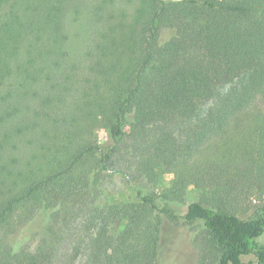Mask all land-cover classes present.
Here are the masks:
<instances>
[{"label": "trees", "instance_id": "16d2710c", "mask_svg": "<svg viewBox=\"0 0 264 264\" xmlns=\"http://www.w3.org/2000/svg\"><path fill=\"white\" fill-rule=\"evenodd\" d=\"M116 3L0 0V264L51 263L44 241L30 243L35 232L11 234L40 218L49 231L69 201L119 225L95 232L88 264H161L162 215L202 222L216 264H264V202L241 216L221 198L192 201L181 214L172 199L139 186L121 200L101 187L105 175L121 172L115 153L127 124L141 130L193 115L214 97L217 105L199 117V133L182 148L218 136L235 140L233 157L262 178L264 0H138L131 18L115 16ZM85 4L96 36L76 55L67 19ZM192 46L197 53H189ZM96 127L108 130L109 142L98 141ZM20 141L22 150L31 148L22 162L13 156Z\"/></svg>", "mask_w": 264, "mask_h": 264}, {"label": "rangeland", "instance_id": "374dc122", "mask_svg": "<svg viewBox=\"0 0 264 264\" xmlns=\"http://www.w3.org/2000/svg\"><path fill=\"white\" fill-rule=\"evenodd\" d=\"M93 1L96 0H88ZM137 3L138 0H117V6L112 10L115 16L121 14L131 18ZM84 7V12L71 13L67 19L70 36L68 41L76 55L83 50L86 52L96 36V26L90 23L87 5ZM110 14L113 13L108 11L105 17L110 18ZM189 51L197 53L198 49L192 46ZM75 58L77 62L83 61L81 56ZM83 80L80 78L73 86L78 94ZM228 86L229 84L222 85L219 91H224ZM215 99L214 97L199 102L193 115L177 114L167 120L152 122L141 130L133 129L127 124L126 135L115 153L114 166L120 168L121 172L104 176L101 187L106 189V194L121 200L132 194L134 186H139L147 192L172 199L176 203L177 212L181 214L185 213L187 205L192 201L213 202L221 198L227 205H235L241 216H246L255 205L264 202V175L259 178L256 166L242 165L236 161L233 155H236L235 151L238 149L237 141H224L218 136L200 143L197 147L182 148L189 140H195V135L201 128L199 117L207 108L217 105ZM39 123L45 125L41 119ZM94 135L101 144L109 142L110 136L104 127H96ZM23 145L24 141H20L18 146L21 149L14 151L13 155L20 162L31 151L29 146L22 150ZM10 155L11 152L5 158ZM101 200L98 203H102ZM62 209L58 221L49 231L43 230L40 218L26 225V228L21 226L11 236L22 237L35 232L30 243L44 241L51 253L49 264H88L95 232L104 226L108 227L109 232H115L119 227L118 222L108 217L104 224L100 217H94V213L82 201H69ZM162 216L159 255L161 264H216L215 248L202 222L188 224L183 219L171 221L165 215ZM144 224L145 221L142 222L141 219L140 234L144 233L141 231ZM258 238L264 243V233ZM251 258L253 256L250 255L243 257L245 261Z\"/></svg>", "mask_w": 264, "mask_h": 264}]
</instances>
